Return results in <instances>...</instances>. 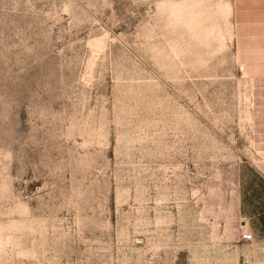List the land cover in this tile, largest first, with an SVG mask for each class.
<instances>
[{"label": "rangeland", "instance_id": "1", "mask_svg": "<svg viewBox=\"0 0 264 264\" xmlns=\"http://www.w3.org/2000/svg\"><path fill=\"white\" fill-rule=\"evenodd\" d=\"M245 5L0 0V264H264Z\"/></svg>", "mask_w": 264, "mask_h": 264}, {"label": "crops", "instance_id": "2", "mask_svg": "<svg viewBox=\"0 0 264 264\" xmlns=\"http://www.w3.org/2000/svg\"><path fill=\"white\" fill-rule=\"evenodd\" d=\"M257 1H259L260 4L264 3V0H250L251 4H255V3H257ZM243 3L246 4L245 6H247L248 0H243ZM257 12H258L257 9L245 8V11L243 13L245 22H247L246 17L249 13L252 16V19H251L249 24L254 26L255 24H253V22L258 21L257 19L253 18L258 14ZM256 23H257V26H259V23L258 22H256ZM241 37H244L245 39H249V38L253 37V41L259 39V41H260L259 45L261 47L260 51H264V32H260L259 34L254 33V34H252V37H249V35L247 33H245L244 35H241Z\"/></svg>", "mask_w": 264, "mask_h": 264}, {"label": "built area", "instance_id": "3", "mask_svg": "<svg viewBox=\"0 0 264 264\" xmlns=\"http://www.w3.org/2000/svg\"><path fill=\"white\" fill-rule=\"evenodd\" d=\"M241 240L245 243H250L253 241L252 233L248 232L247 230H243L241 233Z\"/></svg>", "mask_w": 264, "mask_h": 264}]
</instances>
